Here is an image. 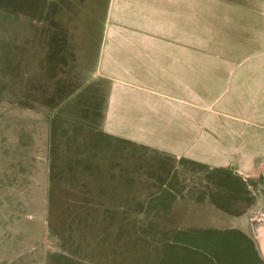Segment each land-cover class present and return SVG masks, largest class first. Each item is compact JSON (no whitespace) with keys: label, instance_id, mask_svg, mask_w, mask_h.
<instances>
[{"label":"crops","instance_id":"1","mask_svg":"<svg viewBox=\"0 0 264 264\" xmlns=\"http://www.w3.org/2000/svg\"><path fill=\"white\" fill-rule=\"evenodd\" d=\"M84 1L72 0V21H92L104 5L92 77L81 79L75 62L53 86L54 79L32 80L43 73L37 68L0 100L7 104L0 112V240L28 246L20 252L17 244L14 253H33L39 264L62 252L58 244L70 243L48 217L60 186L72 191V218L80 205L113 232L129 228L121 244H132L142 222L139 161L130 148H148L255 178L263 195L256 204L238 216L221 211L212 226L221 222L219 229L240 236L232 234L233 243L248 245H237L239 260L264 264V9L239 11L246 3L238 0ZM108 185L111 197L103 193ZM163 214L160 222L168 220ZM197 259L224 261L205 253Z\"/></svg>","mask_w":264,"mask_h":264},{"label":"rangeland","instance_id":"2","mask_svg":"<svg viewBox=\"0 0 264 264\" xmlns=\"http://www.w3.org/2000/svg\"><path fill=\"white\" fill-rule=\"evenodd\" d=\"M102 1L105 0H98V4ZM238 1L246 3L240 8L237 5L239 11L264 9V0H256L260 3ZM84 3L91 6L89 0ZM103 7L98 6L92 21H72V0H0V94H4L0 100L37 68L43 73L33 75L32 80L54 79L53 86L59 81L62 83L64 73L72 75L75 62L84 68L81 79L91 78L99 54ZM86 17L89 19L88 13ZM5 104L6 100L0 101V112L5 111ZM95 123L92 122L96 126ZM114 149L109 150V157L117 156ZM130 150L139 161L142 222L139 238L134 240L132 235V244H121L125 234L130 233L124 232L129 228L113 232L110 223L97 221L98 214L81 211L80 205L76 218H72V191L58 186L51 194L49 222L52 230L61 233L60 238L70 244H58L63 251L49 254L45 264H211L197 259L204 253L223 258V262L215 264L249 263L239 260L241 254L237 246L246 247L248 251V245L244 242L242 245L239 240L232 242L234 236L236 239L240 236L219 229L221 222L212 225L221 219V211L238 216L256 204L258 195H263L255 178L239 175L230 168H214L211 163L167 157L155 149ZM122 156L126 159L129 154L123 152ZM203 157L211 158L210 151ZM105 172L108 171L101 166L100 173ZM114 174L110 172L109 176ZM108 188L110 194L108 189L103 193L111 197L113 191L109 185ZM100 190L102 192V186ZM163 213L168 220L160 222ZM117 233L123 234V239H114ZM72 235L75 246L71 244ZM19 244L0 240V264H39L33 253H14L16 245L20 252L28 247ZM249 251L253 252L251 246ZM182 256L193 259L183 262Z\"/></svg>","mask_w":264,"mask_h":264}]
</instances>
